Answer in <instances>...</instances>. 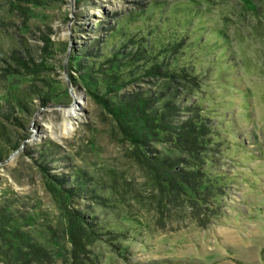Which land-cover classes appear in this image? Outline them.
Masks as SVG:
<instances>
[{
  "label": "rangeland",
  "instance_id": "1",
  "mask_svg": "<svg viewBox=\"0 0 264 264\" xmlns=\"http://www.w3.org/2000/svg\"><path fill=\"white\" fill-rule=\"evenodd\" d=\"M93 94L206 128L134 143ZM30 243L39 264H264V0H0V264Z\"/></svg>",
  "mask_w": 264,
  "mask_h": 264
},
{
  "label": "trees",
  "instance_id": "2",
  "mask_svg": "<svg viewBox=\"0 0 264 264\" xmlns=\"http://www.w3.org/2000/svg\"><path fill=\"white\" fill-rule=\"evenodd\" d=\"M94 96L98 98L100 103H103L104 106H109L107 102L108 100L106 98H102L96 94ZM153 106L154 102L149 100L148 97H137L136 99H124L122 102H120V105L108 108L113 112L112 114L121 126V129L124 131V133L128 134L132 138L134 143L144 144L146 143L145 138H150L157 134V136L161 138V141L167 139L169 142H178V144L183 146L186 143H189L187 142L189 139L192 141L194 140V142L197 143V130H201L200 132L204 133V129L206 128L204 125H198V123L190 122H171L168 120V112L170 111L166 112L165 115L164 113L160 114L157 111H154ZM171 106L174 107L175 104L170 105V107ZM163 123H166V125ZM156 128L161 129L164 136H161ZM169 165L173 167L172 164ZM174 171L176 172V170ZM180 172L186 171L183 170ZM179 175L183 177L182 173ZM67 194L70 196L69 192H67ZM61 195L62 197L66 196L63 193H61ZM72 239L77 246L81 245L83 242L82 237L78 238L80 239L79 241H75V237ZM28 250L29 256L31 258V264H39L44 261L45 258H47V253L44 252L42 248L36 246L33 243L28 244Z\"/></svg>",
  "mask_w": 264,
  "mask_h": 264
},
{
  "label": "bare ground",
  "instance_id": "3",
  "mask_svg": "<svg viewBox=\"0 0 264 264\" xmlns=\"http://www.w3.org/2000/svg\"><path fill=\"white\" fill-rule=\"evenodd\" d=\"M72 110V109H71ZM73 111H70V110H65V115L66 117H71L72 116V113ZM64 129H65V134L69 135L72 133V131L75 129L74 128V124L73 122L71 121V119H66L65 123H64Z\"/></svg>",
  "mask_w": 264,
  "mask_h": 264
}]
</instances>
